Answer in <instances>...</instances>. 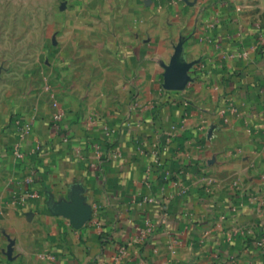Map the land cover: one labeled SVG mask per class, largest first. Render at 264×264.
<instances>
[{"label":"crops","instance_id":"1","mask_svg":"<svg viewBox=\"0 0 264 264\" xmlns=\"http://www.w3.org/2000/svg\"><path fill=\"white\" fill-rule=\"evenodd\" d=\"M156 16L84 31L116 96L0 107V264H264V0Z\"/></svg>","mask_w":264,"mask_h":264},{"label":"rangeland","instance_id":"2","mask_svg":"<svg viewBox=\"0 0 264 264\" xmlns=\"http://www.w3.org/2000/svg\"><path fill=\"white\" fill-rule=\"evenodd\" d=\"M173 2L0 0V107L26 100V92L33 88L47 94L49 100L54 95L51 104L58 100L57 92L60 103L73 99L94 104L97 95L104 100L116 96L127 74L121 70L116 75L110 69L101 73L96 68L86 74L80 67L86 60L78 51L86 45L84 31L97 34L103 26L104 38L110 41L117 34L118 23L134 16L142 25ZM57 110L56 114H65L64 109Z\"/></svg>","mask_w":264,"mask_h":264},{"label":"built area","instance_id":"3","mask_svg":"<svg viewBox=\"0 0 264 264\" xmlns=\"http://www.w3.org/2000/svg\"><path fill=\"white\" fill-rule=\"evenodd\" d=\"M62 115L63 114H55V119H57V121L59 122L61 120V118H62ZM155 146H156L155 154H156L157 162H158L159 152H160V145L157 143ZM259 244H263V242L260 241ZM44 259L47 260L46 264H53V255L52 254H50V253L45 254L44 255Z\"/></svg>","mask_w":264,"mask_h":264}]
</instances>
